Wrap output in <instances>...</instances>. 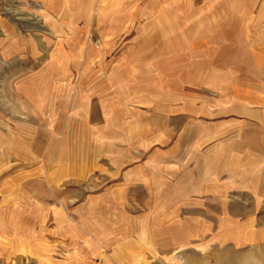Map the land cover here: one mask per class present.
Here are the masks:
<instances>
[{"label": "rangeland", "instance_id": "obj_1", "mask_svg": "<svg viewBox=\"0 0 264 264\" xmlns=\"http://www.w3.org/2000/svg\"><path fill=\"white\" fill-rule=\"evenodd\" d=\"M54 1L0 0V264H264V189L228 190L220 235L187 212L170 237L169 206L113 175L155 166L171 106H204L209 148L236 138L264 100V0Z\"/></svg>", "mask_w": 264, "mask_h": 264}, {"label": "crops", "instance_id": "obj_2", "mask_svg": "<svg viewBox=\"0 0 264 264\" xmlns=\"http://www.w3.org/2000/svg\"><path fill=\"white\" fill-rule=\"evenodd\" d=\"M43 2L46 5L55 3L54 0H43ZM256 49L259 53L260 49L258 47ZM258 53L252 51L249 58L252 70L259 77L264 76L262 71L259 73V64L260 61L264 63V57L259 59ZM175 86L178 91V83ZM256 94L259 96L258 93ZM184 105L189 106L187 103L169 107L171 116L164 119L153 133L155 153L159 157L155 166L148 169L146 163L141 162L133 167L128 166L121 172L117 171V174L113 175H118L120 181L114 187L123 191V189H135L136 186L143 199L152 200L155 204L168 205L169 207L162 209L161 214H165L166 220L170 219L174 222L170 237L182 235V233L177 235L174 227L176 223L182 221L188 225V220L191 218L184 217V213L187 212L202 214L201 217H194V220L216 222L206 234H198L215 237L221 234L219 221L227 219L226 206L228 202L232 203L226 197L228 190L237 193L240 190L245 191L244 188L257 189V191L264 189V100L256 101V104L246 108L239 118L232 119L231 125L234 128L230 126V129L236 130L234 134L236 138H229L226 147L218 149L207 147L209 140L214 136L209 134V128L202 127L207 124L206 120L200 117L205 113L204 106L196 102L190 103L189 107H183ZM114 113L108 111L103 116L99 115V118L92 123V130L103 133L101 136L104 139H108L109 133L117 135L116 131L120 129L118 121L113 119ZM208 122L213 127L219 124L214 120ZM214 134H220V130H216ZM139 137L141 138V135ZM144 141L139 145H144L146 149L147 142L144 144ZM244 141L247 144H244ZM117 189L115 195L120 196V190ZM125 197L128 198V203L135 202H132L130 193ZM230 197L236 198V196ZM145 199L139 201L144 202ZM162 218L164 217L160 216V219ZM161 228L156 229L155 236L163 237ZM196 235L194 230L193 233L189 232L188 237ZM170 243L177 245L178 242L172 240Z\"/></svg>", "mask_w": 264, "mask_h": 264}]
</instances>
